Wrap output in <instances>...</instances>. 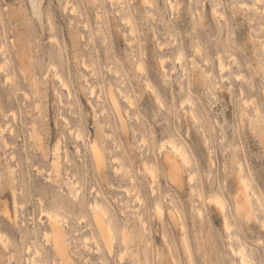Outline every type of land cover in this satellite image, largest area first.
<instances>
[{
	"label": "rangeland",
	"instance_id": "obj_1",
	"mask_svg": "<svg viewBox=\"0 0 264 264\" xmlns=\"http://www.w3.org/2000/svg\"><path fill=\"white\" fill-rule=\"evenodd\" d=\"M42 20L0 0V264L59 263L49 212L71 264H264V0H43Z\"/></svg>",
	"mask_w": 264,
	"mask_h": 264
},
{
	"label": "bare ground",
	"instance_id": "obj_2",
	"mask_svg": "<svg viewBox=\"0 0 264 264\" xmlns=\"http://www.w3.org/2000/svg\"><path fill=\"white\" fill-rule=\"evenodd\" d=\"M30 3H31V8H32V13H33L34 18L41 23L43 21L42 20V18H43V0H30ZM21 61H22V59H21ZM162 64H163V62H162ZM221 66L224 68V65H223L222 62H221ZM86 67H88L87 64H86ZM92 90H94V89H92ZM93 93H94V91H93ZM92 95H94V94H92ZM111 99H112V101H113V103L115 105V108L117 110L118 115L120 116L119 118H121L120 120H121V123H122L123 128H124V126H125L124 118H123V116H122V114H121V112L119 110L118 101H117V99H116V97L114 96L113 93L111 94ZM70 131H72V129ZM169 144L170 145L168 146V144H167V146L169 147L171 153H166L165 154V156L163 158V162H164L166 168L169 170V172H171L173 175H178L180 173V170H181V162L184 163L185 165H187L190 160H188L189 157L187 155V152L185 151L184 147L181 144H179L177 141H175L173 139L172 140H169ZM91 149L93 151L94 158L97 161L98 168L102 169V167H103V169H104V162H105L104 161V159H105L104 156H105V154H104V150L100 146V141H99L98 138H95L93 140V142L91 143ZM56 156H59V155H56ZM56 159H58V157H55V160ZM58 161L59 160L55 161L56 162V166L54 165L55 162H52V163H54L53 164V167L55 166V170L57 171L58 175H60V168H61V166L59 165V162ZM146 166L147 165L145 164L144 168H147L149 165L147 167ZM103 169H102V171H103ZM150 170H153V169L150 168ZM56 171H55V173H56ZM151 173H152V171H151ZM154 173L155 172H153L152 176H154ZM239 186L241 188L240 189V192H239V196H240V199L242 200V203L238 202L237 208L239 210H244L245 208L248 207V204H249V201H250V196L252 195V194L250 195V192H249L251 183L246 178V176L242 175V176H240ZM214 198H216V197H214ZM216 199H214V202L217 201L218 203H216V202L215 203L218 204L219 206H221V209L223 210V212L226 213V211H225L226 205L224 204L223 200L221 198H219L218 196H217ZM237 200H239V199H237ZM95 205L93 204L94 208L92 206V208H93V221H94V224H95L96 228L99 230V232L101 233V236H103L105 238V240L107 242H109L108 240L110 239V233H111V229L112 228H111V226H108V224H107V222L105 220V215H107V213H105L104 211L107 212V210H104L103 211V209H106V208H102V207H99L97 205L95 206ZM158 207H160V206H158ZM159 210H161V207H160ZM50 215H51V213L49 212L48 216H49V219L51 218L50 219V222H52V221H54V222L51 223V230L45 232V236L44 237H46V241L47 242H50L53 245L54 250H55L56 254L58 255L57 257H59V260H60L58 264H71V261H72L71 258L72 257H71L70 252H69V247H68L69 244L67 242V238H66L63 230L55 222V221L59 220V217L57 218V216H59V215L56 216V215L53 214V216H56L57 220H56L55 217H51ZM225 222H226V225L229 224L227 222V216H225ZM228 226L230 228V224ZM40 250H41L40 247H36L35 248L36 255L39 254V253H41ZM239 252H240V256H241L240 261L242 262V264H245L246 263V257L248 258L247 253H246V250L243 247L241 250L237 251V254H239ZM32 259H33V257H32ZM32 261H33L32 263L37 264V261L36 260L33 259Z\"/></svg>",
	"mask_w": 264,
	"mask_h": 264
}]
</instances>
